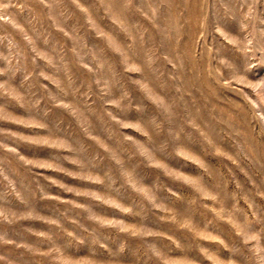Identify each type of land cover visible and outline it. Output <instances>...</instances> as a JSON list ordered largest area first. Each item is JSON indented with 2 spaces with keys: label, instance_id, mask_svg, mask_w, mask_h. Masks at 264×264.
<instances>
[{
  "label": "rangeland",
  "instance_id": "obj_1",
  "mask_svg": "<svg viewBox=\"0 0 264 264\" xmlns=\"http://www.w3.org/2000/svg\"><path fill=\"white\" fill-rule=\"evenodd\" d=\"M0 264H264V0H0Z\"/></svg>",
  "mask_w": 264,
  "mask_h": 264
}]
</instances>
